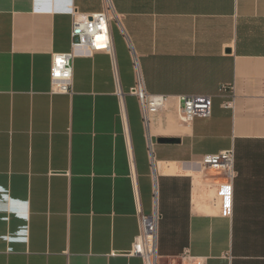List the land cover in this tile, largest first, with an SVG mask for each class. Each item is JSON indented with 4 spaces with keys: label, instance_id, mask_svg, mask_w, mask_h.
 Returning <instances> with one entry per match:
<instances>
[{
    "label": "crops",
    "instance_id": "obj_1",
    "mask_svg": "<svg viewBox=\"0 0 264 264\" xmlns=\"http://www.w3.org/2000/svg\"><path fill=\"white\" fill-rule=\"evenodd\" d=\"M111 2L113 59L77 57L72 95H52L71 12L102 0H0V264H144L130 252L138 213L155 210L157 264L185 249L202 264H264V0ZM133 53L146 91L167 98L147 125L129 93ZM188 95L211 96L210 117L182 123ZM229 149L234 178L212 185L199 162Z\"/></svg>",
    "mask_w": 264,
    "mask_h": 264
},
{
    "label": "built area",
    "instance_id": "obj_2",
    "mask_svg": "<svg viewBox=\"0 0 264 264\" xmlns=\"http://www.w3.org/2000/svg\"><path fill=\"white\" fill-rule=\"evenodd\" d=\"M103 10L99 13L82 14L72 11L71 16V43L65 53H55L51 58L50 67V94L72 95L73 63L77 57L105 52L113 59V41L110 31V22L116 19L111 0H102ZM134 54V53H133ZM135 68V82L129 93L136 97L144 125L149 117L162 111L167 98L162 95H153L146 91L144 79L138 71L137 57L133 55ZM218 95L226 97L225 108H232L234 103V86L220 87ZM120 101V117L123 115L122 93L117 91ZM179 119L182 123H189L194 118H208L212 110V97L208 95H188L180 97ZM152 155L151 143L148 145ZM153 160V157H152ZM199 166L205 173L217 175L212 185L225 184L234 178V151L229 149L216 154L205 155ZM139 214V232L132 245L130 254L140 257L144 264H157L158 224L161 218L155 210L151 215ZM181 264H202L193 257L188 249L180 255Z\"/></svg>",
    "mask_w": 264,
    "mask_h": 264
},
{
    "label": "water",
    "instance_id": "obj_3",
    "mask_svg": "<svg viewBox=\"0 0 264 264\" xmlns=\"http://www.w3.org/2000/svg\"><path fill=\"white\" fill-rule=\"evenodd\" d=\"M178 142L179 141L177 139H171V138L158 139V143H161V144H176Z\"/></svg>",
    "mask_w": 264,
    "mask_h": 264
}]
</instances>
